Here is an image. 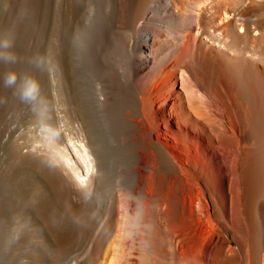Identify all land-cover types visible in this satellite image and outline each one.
I'll list each match as a JSON object with an SVG mask.
<instances>
[{
    "label": "bare ground",
    "instance_id": "1",
    "mask_svg": "<svg viewBox=\"0 0 264 264\" xmlns=\"http://www.w3.org/2000/svg\"><path fill=\"white\" fill-rule=\"evenodd\" d=\"M36 8L0 60V264H264V0Z\"/></svg>",
    "mask_w": 264,
    "mask_h": 264
},
{
    "label": "rangeland",
    "instance_id": "2",
    "mask_svg": "<svg viewBox=\"0 0 264 264\" xmlns=\"http://www.w3.org/2000/svg\"><path fill=\"white\" fill-rule=\"evenodd\" d=\"M37 2H38V0H2V8L0 10V25H1L0 35H3L5 33L11 34V36L13 38V47L12 48H14L15 44H17V43H20L21 47H24L27 50L29 49V47L31 45L35 46L34 44H36V42H34L33 40L36 41V39H33V38L37 37V34H36L37 33V22H38V14H37L38 8H36ZM10 6L13 7V12H12L11 21L7 23V18L9 16L8 13L10 11V9L8 10V8H11ZM13 13H15V14H13ZM29 21H31L34 26L31 23H29ZM35 23H36V25H35ZM6 30H7V32H6ZM142 35L144 36V34H142ZM18 39H19V41H18ZM33 46H31L30 49ZM147 56L149 57V55H147ZM180 82H181V74L178 73L177 83H176L175 89H177L178 92L184 94L183 89L181 90V86H180L181 83Z\"/></svg>",
    "mask_w": 264,
    "mask_h": 264
},
{
    "label": "clouds",
    "instance_id": "3",
    "mask_svg": "<svg viewBox=\"0 0 264 264\" xmlns=\"http://www.w3.org/2000/svg\"><path fill=\"white\" fill-rule=\"evenodd\" d=\"M13 47V38L10 33L0 35V60L5 63H14L16 60L15 53L11 50ZM4 86L15 89L21 100L35 101L38 96L39 88L37 82L28 76H25L17 84V74L9 71L4 76Z\"/></svg>",
    "mask_w": 264,
    "mask_h": 264
}]
</instances>
